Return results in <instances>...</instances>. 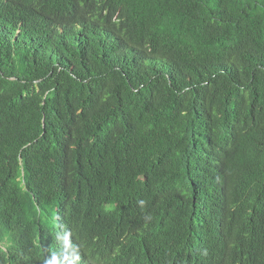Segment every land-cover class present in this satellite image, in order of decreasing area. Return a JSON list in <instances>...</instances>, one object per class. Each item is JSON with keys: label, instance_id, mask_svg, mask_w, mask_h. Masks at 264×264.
Segmentation results:
<instances>
[{"label": "trees", "instance_id": "obj_1", "mask_svg": "<svg viewBox=\"0 0 264 264\" xmlns=\"http://www.w3.org/2000/svg\"><path fill=\"white\" fill-rule=\"evenodd\" d=\"M264 264V0H0V264Z\"/></svg>", "mask_w": 264, "mask_h": 264}, {"label": "clouds", "instance_id": "obj_2", "mask_svg": "<svg viewBox=\"0 0 264 264\" xmlns=\"http://www.w3.org/2000/svg\"><path fill=\"white\" fill-rule=\"evenodd\" d=\"M62 261L60 264H101L98 261L91 260L86 257V254L83 252V248L79 245L73 247H65L61 252ZM47 264H56V261H49ZM118 264H131L127 261L125 255L121 258ZM153 264V261L150 263Z\"/></svg>", "mask_w": 264, "mask_h": 264}]
</instances>
